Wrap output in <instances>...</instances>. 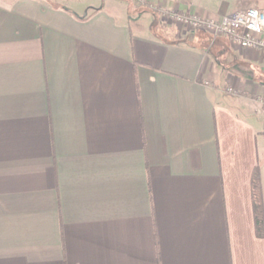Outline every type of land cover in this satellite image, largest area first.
<instances>
[{
	"label": "crops",
	"instance_id": "obj_1",
	"mask_svg": "<svg viewBox=\"0 0 264 264\" xmlns=\"http://www.w3.org/2000/svg\"><path fill=\"white\" fill-rule=\"evenodd\" d=\"M251 7L0 0V264H264V53L160 12Z\"/></svg>",
	"mask_w": 264,
	"mask_h": 264
},
{
	"label": "built area",
	"instance_id": "obj_2",
	"mask_svg": "<svg viewBox=\"0 0 264 264\" xmlns=\"http://www.w3.org/2000/svg\"><path fill=\"white\" fill-rule=\"evenodd\" d=\"M160 12L166 21L178 22L191 30L203 29L213 37L227 36L232 44L241 49L264 53V12L256 8L226 13L219 19L180 13L174 9Z\"/></svg>",
	"mask_w": 264,
	"mask_h": 264
},
{
	"label": "trees",
	"instance_id": "obj_3",
	"mask_svg": "<svg viewBox=\"0 0 264 264\" xmlns=\"http://www.w3.org/2000/svg\"><path fill=\"white\" fill-rule=\"evenodd\" d=\"M262 159L257 153L250 175V199L256 236L264 238V204L261 185Z\"/></svg>",
	"mask_w": 264,
	"mask_h": 264
},
{
	"label": "rangeland",
	"instance_id": "obj_4",
	"mask_svg": "<svg viewBox=\"0 0 264 264\" xmlns=\"http://www.w3.org/2000/svg\"><path fill=\"white\" fill-rule=\"evenodd\" d=\"M73 5V4H72ZM71 5V6H72ZM128 5H129V16H130V18H131V22L132 23H134V22H136V19H137V16H139V10L140 9H136V8H134V4L133 3H128ZM159 10H162V9H159ZM171 10V9H170ZM196 14V13H195ZM198 15V14H197ZM200 16V15H199ZM169 23H175V24H178V25H180L182 28H186V29H188L189 30V28L188 27H185L184 25H181L180 23H178V22H175V21H168ZM258 147H259V149H260V153H262V155H264V137L262 136H260L259 137V139H258Z\"/></svg>",
	"mask_w": 264,
	"mask_h": 264
}]
</instances>
